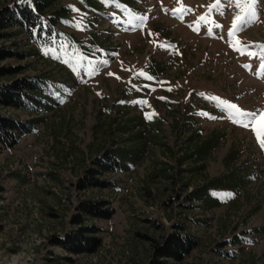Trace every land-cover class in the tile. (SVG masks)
Returning <instances> with one entry per match:
<instances>
[{
    "label": "rangeland",
    "instance_id": "1",
    "mask_svg": "<svg viewBox=\"0 0 264 264\" xmlns=\"http://www.w3.org/2000/svg\"><path fill=\"white\" fill-rule=\"evenodd\" d=\"M36 1L0 0V9ZM216 2L96 0L85 9L53 0L44 13L68 7L72 26L56 25L67 40L43 48L0 30V84L39 78L46 93L40 114L0 106L5 118L41 120L11 149L0 144V264H264V149L241 126L247 118L234 123L225 107L264 111V0L247 14L219 0L201 20ZM253 126L264 134V119ZM107 150L117 170L88 173ZM201 187L217 206L189 200ZM83 201L111 216L80 215V226L101 229V245L70 255L52 240L72 229ZM172 233L194 249L178 262L156 259Z\"/></svg>",
    "mask_w": 264,
    "mask_h": 264
},
{
    "label": "trees",
    "instance_id": "2",
    "mask_svg": "<svg viewBox=\"0 0 264 264\" xmlns=\"http://www.w3.org/2000/svg\"><path fill=\"white\" fill-rule=\"evenodd\" d=\"M85 9H92L96 0H80ZM53 0H40L29 5L27 2L11 3L0 9V30L18 29L19 32L26 35L33 44L39 47H47L52 43H58L60 40H67L61 36L54 28L56 25L72 26L70 18L72 10L68 7H61L50 14H45V10L52 9ZM73 38L72 35H69ZM4 49H0V53H4ZM13 54L19 55L24 59L33 57L35 52H24ZM3 70H0V74ZM6 72L12 70H5ZM45 88L39 78L22 77L14 80L10 84H0V106L13 108L15 110H23L31 114H40L46 111L44 108ZM57 106V105H56ZM52 109V108H51ZM49 109V110H51ZM48 110V111H49ZM40 118H32L27 121H20L12 118H5L0 115V144L4 149L14 147L22 136L34 134L37 125L40 124ZM205 141L199 147L200 158L207 156L211 147ZM210 143V142H209ZM214 143V142H213ZM143 148V147H142ZM94 170L88 173L97 172L103 174V171H116L118 162L114 156L113 150L103 152L100 158L93 160ZM202 168V165L201 167ZM96 186L95 181L90 183ZM79 186H81L79 184ZM206 187L196 189L191 192L188 197L194 203H200L206 207L218 205V201L210 197ZM196 195V196H195ZM97 202L83 201L77 210L80 213L71 220L72 229L62 237L54 238L53 244L70 255H81L94 253L101 245L99 234L101 229L96 226H80L82 224L80 215L89 216L92 219H107L111 216L108 210H102L98 207ZM198 224H206L205 220H198ZM77 225H79L77 227ZM255 243L254 239H247L245 244ZM243 243L230 240L228 246L239 247ZM196 242L188 235L180 233H172L165 238L163 243L154 249L156 259L167 261H181L192 249ZM236 251L230 253L224 252L227 258H235ZM163 264V263H159ZM165 264V263H164Z\"/></svg>",
    "mask_w": 264,
    "mask_h": 264
},
{
    "label": "snow or ice",
    "instance_id": "3",
    "mask_svg": "<svg viewBox=\"0 0 264 264\" xmlns=\"http://www.w3.org/2000/svg\"><path fill=\"white\" fill-rule=\"evenodd\" d=\"M236 6L237 7H243V10L245 11V13L247 14L248 12L251 11V9L254 7V0H248V2L246 4H244L243 6L241 5V0H235ZM219 8V0H217V2L215 4H213L211 7H209V11L208 13L205 14V16L201 17V20H205L207 19V17L211 14V12L214 9H218ZM75 11V9H73ZM237 21H243V17H241L240 15H237L233 21V25H232V29L233 31L238 27ZM233 31H230L228 33L229 36L233 35ZM238 43V42H237ZM262 47V49H264V46H260ZM110 75H112L110 73ZM140 75H143V73H141ZM150 79V78H149ZM225 107L232 110V116L230 118H233V122H237L236 119H234V117H246L247 118V123H242L241 126L243 127H252V131L255 133L256 135V139L258 141V143L260 144L261 148L264 149V134H262L261 130L258 129L257 127L253 126V122L254 121H258L261 119H264V111H261L258 114L256 113H246L241 111L240 109L237 108L236 105H228L225 104ZM150 118V117H149Z\"/></svg>",
    "mask_w": 264,
    "mask_h": 264
}]
</instances>
